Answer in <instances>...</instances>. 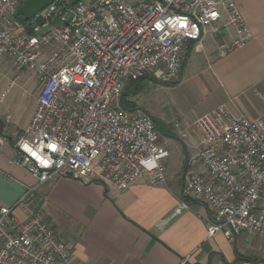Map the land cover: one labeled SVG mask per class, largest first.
<instances>
[{
  "label": "built area",
  "instance_id": "2783aa9c",
  "mask_svg": "<svg viewBox=\"0 0 264 264\" xmlns=\"http://www.w3.org/2000/svg\"><path fill=\"white\" fill-rule=\"evenodd\" d=\"M25 1L0 0V61L37 78V108L16 134L17 163L37 184L13 207L0 206V264H75L68 245L35 212L38 188L70 173L119 190L144 176L166 185L169 151L151 116L120 106L125 86L149 75L175 84L188 43L231 28L234 38L218 50L225 58L252 33L236 0H80L74 6L54 0L23 24L17 14ZM195 128L206 173L184 183L175 213L199 200L213 213L210 237L264 236V121L221 104ZM18 207L24 222L13 215Z\"/></svg>",
  "mask_w": 264,
  "mask_h": 264
},
{
  "label": "crops",
  "instance_id": "0c3cea01",
  "mask_svg": "<svg viewBox=\"0 0 264 264\" xmlns=\"http://www.w3.org/2000/svg\"><path fill=\"white\" fill-rule=\"evenodd\" d=\"M236 1L251 40L225 58L219 57L218 50L234 38L231 28L212 39L188 43L180 81L172 85L192 84L197 104L183 106L174 125H166L165 135L158 129L155 111L139 101L141 83L130 94L137 109L153 118L159 144L169 151L166 185H153L150 177L144 176L119 190L98 181L82 183L67 175L36 191L35 212L68 245L75 264H264L263 235L242 232L233 241L221 233L210 237L207 223L213 213L199 200L191 201L190 210L175 213L184 183L206 173L198 157L196 120L226 104L231 113L264 121V0ZM192 67L194 77L185 82ZM14 82L0 94V206L5 207H13L37 184L17 163L16 134L30 125L39 86L24 78L9 99ZM131 87L132 82L123 94ZM260 204L264 207V199ZM13 215L21 222L27 219L19 207Z\"/></svg>",
  "mask_w": 264,
  "mask_h": 264
},
{
  "label": "rangeland",
  "instance_id": "374dc122",
  "mask_svg": "<svg viewBox=\"0 0 264 264\" xmlns=\"http://www.w3.org/2000/svg\"><path fill=\"white\" fill-rule=\"evenodd\" d=\"M130 2H139L142 0H129ZM224 21H226L224 19ZM204 38L212 39L213 36L206 35ZM193 67L190 69L188 74L185 76V82L188 78L193 76ZM28 79L31 82H37L35 73L26 71H15L9 61H0V94L5 92L9 88L11 82L14 80V85L10 88V93L7 94L10 98L19 90L20 83L23 79ZM149 75L148 78L141 81L139 89L138 98L139 101L146 107L155 111L156 123L159 125V131L162 135H165L166 125L172 127L176 120L180 116V110L183 106L188 104L196 105L197 96L194 94V88L191 85L182 83L179 87L172 84H164L159 81H154ZM181 78V77H180ZM180 81V79H179ZM176 87V89H174ZM178 87V88H177ZM2 91V92H1ZM134 87L128 88L126 90L127 94L133 93ZM173 91V92H172ZM188 92L189 95L186 93ZM6 96V97H7ZM189 96V97H187ZM9 98V99H10ZM129 99H132L129 97Z\"/></svg>",
  "mask_w": 264,
  "mask_h": 264
},
{
  "label": "water",
  "instance_id": "95a60500",
  "mask_svg": "<svg viewBox=\"0 0 264 264\" xmlns=\"http://www.w3.org/2000/svg\"><path fill=\"white\" fill-rule=\"evenodd\" d=\"M54 0H27L25 1L18 10V20L25 24L31 18L36 16L39 12L49 7ZM69 176L72 177L70 173Z\"/></svg>",
  "mask_w": 264,
  "mask_h": 264
},
{
  "label": "trees",
  "instance_id": "16d2710c",
  "mask_svg": "<svg viewBox=\"0 0 264 264\" xmlns=\"http://www.w3.org/2000/svg\"><path fill=\"white\" fill-rule=\"evenodd\" d=\"M80 0H71V5L74 6L76 5ZM148 77H145L143 79H140L138 81H134L132 82V86L134 87V92L135 90L137 89L138 85L140 84L141 81H143L144 79H146ZM152 79V78H151ZM154 80V79H153ZM131 95H128L127 92H125L121 98V106L123 107V109L127 110V111H130V112H133V111H136L138 110L137 109V105L131 101L129 99Z\"/></svg>",
  "mask_w": 264,
  "mask_h": 264
},
{
  "label": "snow or ice",
  "instance_id": "6c2138e0",
  "mask_svg": "<svg viewBox=\"0 0 264 264\" xmlns=\"http://www.w3.org/2000/svg\"><path fill=\"white\" fill-rule=\"evenodd\" d=\"M52 148H53V150H55V146L53 145V146H51Z\"/></svg>",
  "mask_w": 264,
  "mask_h": 264
}]
</instances>
